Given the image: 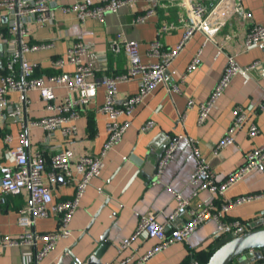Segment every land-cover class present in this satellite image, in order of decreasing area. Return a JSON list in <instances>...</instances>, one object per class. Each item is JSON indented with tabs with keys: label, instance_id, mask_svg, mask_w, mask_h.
I'll return each instance as SVG.
<instances>
[{
	"label": "crops",
	"instance_id": "1",
	"mask_svg": "<svg viewBox=\"0 0 264 264\" xmlns=\"http://www.w3.org/2000/svg\"><path fill=\"white\" fill-rule=\"evenodd\" d=\"M62 2L69 4L72 0ZM147 8L146 0L130 1L117 13H107L103 22L95 19L80 22L57 9L54 11L53 24L28 26L32 41L55 40V47L29 53L26 58L41 64L39 74L72 72L74 66L68 62L59 69L52 65V61L65 58L73 42L81 40L89 50L87 60L94 67L95 78L100 80L105 76L121 74L129 67V58L124 50H112L116 38L122 42L137 40L142 59L146 62L150 61L147 51L151 41L158 38L165 48H175L183 36L185 27L181 19L185 14L177 0H161L152 18L143 24H135V15L144 13ZM245 11L251 14L249 18L243 17ZM7 21L6 16L0 17V26L6 28ZM210 21L212 28H218L212 39L206 32L195 33L169 66V79L135 109L123 139L105 158L101 176L86 190L70 224L71 236L60 239L40 262H37L36 254L42 248V242L36 246H0V264H59L60 260L64 264H74L75 260L68 252L75 256L76 264H122V261L132 256L142 258L158 244L157 239L145 233L132 240L126 248L120 249L123 241L135 232L138 214L154 213L157 220L163 222L165 215L173 213L176 208L177 193L189 198L190 208L193 209H200L214 199L208 190H198L190 183L197 165L194 146L199 147L201 154L210 162L216 180L223 181L246 162L252 150L264 145V110L258 108L264 100V70L248 78L235 76L207 120L201 124L198 121V105L209 98L227 65L228 56H234L241 66L263 58L261 47H247L245 37L252 24L264 25V0H225ZM170 23H175L177 27L162 32V27ZM197 55L199 64L188 71L189 64ZM4 68L5 58L0 45V71ZM174 84L179 85V91L171 93L169 89ZM118 88L119 97L124 98L136 93L138 84L136 80H129L121 82ZM56 94L57 102H61L66 94L65 89L57 88ZM104 99L105 88L99 86L96 98L82 109L76 121L79 130L76 137H66L57 130L52 139H48L43 128L31 126L32 121L52 114L46 109L39 92L29 91L25 95L11 93L6 112L20 110L21 117L17 120L9 116L3 118L0 113V157L11 164L9 148L18 146L20 136L24 133L29 157L42 152L49 164L58 149L67 148L71 152V168L75 171L78 158L85 154H98L106 140V118L97 111ZM191 100L195 106L189 108ZM237 106L246 109L259 132L252 137L248 134V126H244L237 133L234 143L215 153V145L232 125ZM183 115L186 116L184 120ZM149 120L155 124L151 130L144 132L142 126ZM5 134L13 136L10 146L4 142ZM169 137H179L177 149L163 172L157 175L159 156L165 151ZM44 181L51 186L55 201L67 200L74 195L75 183L67 182L61 172H57L52 182L45 173ZM97 187H103L101 194H98ZM263 191L264 161L218 197L216 206L218 208L227 200L241 195ZM29 202L28 189L19 195H7L6 201L0 202V234L17 235L22 231L18 212ZM188 217V212H185L181 221ZM234 220L242 222L246 229L263 228L264 197L238 205L225 215L226 223ZM59 228L58 217L40 218L35 224V230L40 233L53 232ZM218 231L217 222L208 221L186 243H175L157 251L142 264H190L195 260L201 263V259L231 237L230 233H221L216 239ZM102 238H106L105 241ZM232 264L240 262L236 260ZM248 264H264V258Z\"/></svg>",
	"mask_w": 264,
	"mask_h": 264
},
{
	"label": "built area",
	"instance_id": "2",
	"mask_svg": "<svg viewBox=\"0 0 264 264\" xmlns=\"http://www.w3.org/2000/svg\"><path fill=\"white\" fill-rule=\"evenodd\" d=\"M134 0H72L63 3L62 0H0V17H7V27L0 26V45L5 58V68L0 71V113L3 118L8 116L14 120L20 119L21 111L6 112L9 95L18 92L25 95L29 91H37L46 104V109L52 114L31 122V126L43 128L48 139H52L55 131L60 130L66 137L74 138L78 135L76 121L81 116L84 107L90 104L97 96L99 86L105 88L104 102L97 111L106 118V140L98 154H85L75 162V171L71 168V152L67 148L58 149L47 163L42 152L29 157L26 150V135L20 136V144L10 147L12 163H6L0 157V202L6 201L7 195H19L24 189L30 192V202L19 210L18 223L22 231L17 235L0 234L2 248L18 247L23 245L36 246L42 242V248L36 254L37 262L42 261L62 238L71 236L70 224L80 202L93 181L101 176L105 166V158L121 140L131 124V117L138 105L143 103L159 86L165 84L170 75L168 68L180 54L187 41L197 32H206L210 39L218 28L211 27V16L218 10L225 0H177L184 10L181 19L185 27L183 36L175 48H165L157 38L149 44L147 54L150 61H144L140 53V44L137 40L122 42L116 38L112 43V50H124L128 54L129 67L125 72L115 76H105L100 80L95 78V70L87 60L89 50L81 40L73 42L68 48L65 58H56L52 65L62 68L65 62L74 66L72 72L56 74H39L41 64L30 62L26 56L32 52L50 50L55 47V40L32 41L29 37L28 26L39 27L53 24L54 11L60 10L65 15H71L80 22L95 19L105 20L107 13H117L120 8ZM147 10L135 15L133 22L143 24L152 18L159 7L161 0H146ZM243 1V0H238ZM240 10V9H239ZM249 12H243L244 18H249ZM177 25L170 23L162 27V32L175 29ZM247 47L259 46L264 53V25L252 24L246 33ZM200 62L197 55L188 66V71L197 67ZM264 70V56L249 65H239L234 56H228L227 65L219 80L214 86L209 98L198 105L199 123H204L219 97L227 90L232 79L237 75L246 78L251 74ZM174 74V72H173ZM184 77V76H183ZM129 80H136L138 91L132 95L119 97V84ZM57 88L65 89V96L57 102ZM179 85L174 84L169 92H178ZM195 106L189 101L188 107ZM264 110V100L258 105ZM185 115L182 119H185ZM149 120L143 126L144 132L154 126ZM25 127V125H22ZM248 126V134L255 136L259 132L257 124L243 106H237L234 112L232 125L222 139L215 145L214 152L234 143L237 133ZM179 137H169L166 149L157 164V175L161 174L168 162L174 157ZM13 141L11 134L4 135V142L10 146ZM197 165L191 175L190 183L198 190H208L214 197L200 209L190 208L189 198L181 194L175 195L176 208L173 213L165 215V220L159 222L154 213L140 215L138 226L130 238L123 241L120 249L129 246L135 238L145 233L150 238L158 240L156 247L146 256L136 259L134 256L122 261V264H142L153 253L168 248L175 243H186L188 238L204 223L214 220L219 232L225 228L233 231L244 229L238 220L226 223L225 215L233 208L264 197V191L241 195L227 200L217 208L218 197L243 180L248 174L257 169L264 161V145L252 150L247 155L246 162L231 172L223 181H217L210 162L199 149L194 146ZM48 166L50 170L47 171ZM57 172L63 173L67 182L75 183L74 195L67 200L55 201L51 186L44 181L45 173L49 181H54ZM98 194L103 187H97ZM188 212L189 217L181 221L182 215ZM58 217L60 228L49 233H40L35 230V224L40 218ZM110 264V263H102ZM190 264H201L198 260Z\"/></svg>",
	"mask_w": 264,
	"mask_h": 264
},
{
	"label": "water",
	"instance_id": "3",
	"mask_svg": "<svg viewBox=\"0 0 264 264\" xmlns=\"http://www.w3.org/2000/svg\"><path fill=\"white\" fill-rule=\"evenodd\" d=\"M163 153L164 151L160 154L159 159ZM221 233H230L231 237L214 250L206 264H232L236 260L240 264H248L255 259L264 258V227L253 229L244 227L240 231H233L227 227L223 232L218 231L215 238H219ZM106 238H102V240L105 241ZM68 254L76 264L75 256L71 252ZM59 264H64L63 260H60Z\"/></svg>",
	"mask_w": 264,
	"mask_h": 264
},
{
	"label": "trees",
	"instance_id": "4",
	"mask_svg": "<svg viewBox=\"0 0 264 264\" xmlns=\"http://www.w3.org/2000/svg\"><path fill=\"white\" fill-rule=\"evenodd\" d=\"M253 229V228H252ZM225 242V241H224ZM221 245V244H220ZM219 245V246H220ZM218 246V247H219ZM218 247H216V248H218ZM216 248H214L211 252H210V254H208L203 260L201 259V264H206L207 263V261H208V259L210 258V256H211V254L214 252V250L216 249Z\"/></svg>",
	"mask_w": 264,
	"mask_h": 264
}]
</instances>
